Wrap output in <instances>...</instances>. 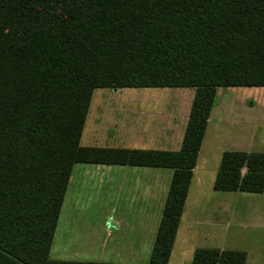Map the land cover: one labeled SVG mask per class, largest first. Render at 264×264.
Here are the masks:
<instances>
[{"label": "trees", "instance_id": "obj_1", "mask_svg": "<svg viewBox=\"0 0 264 264\" xmlns=\"http://www.w3.org/2000/svg\"><path fill=\"white\" fill-rule=\"evenodd\" d=\"M142 87L194 89L178 150L80 143L95 89ZM218 87H264V0H0V264H128L49 257L77 163L173 170L145 263L167 264ZM213 189L262 193L264 152L224 151Z\"/></svg>", "mask_w": 264, "mask_h": 264}, {"label": "rangeland", "instance_id": "obj_2", "mask_svg": "<svg viewBox=\"0 0 264 264\" xmlns=\"http://www.w3.org/2000/svg\"><path fill=\"white\" fill-rule=\"evenodd\" d=\"M186 90L194 92L191 88H97L91 106L99 100L111 109L123 103L124 98L136 104L142 102L146 109L172 103L181 110L180 118L188 107ZM166 92L169 93L166 95ZM214 115L220 123L208 130L205 148L210 154L222 150L264 152V87H218L213 118ZM112 117L117 115L114 113ZM145 117L150 118L148 114ZM105 130L115 129L113 125L110 129L109 125ZM252 132L255 139H247ZM86 141L84 139L83 143ZM180 143L177 139V143L167 146L145 147L178 150ZM102 167L74 165L73 180L66 191L49 257L145 264L156 237L173 170L126 167L124 171H104L99 169ZM214 177L215 173L212 176L203 172L190 188L174 259L185 260L186 249L192 245L248 250L251 260L256 259L259 252L264 255V192L216 191L212 188ZM110 216L115 218L110 219ZM107 219L120 223L108 225ZM137 239L139 252L126 248Z\"/></svg>", "mask_w": 264, "mask_h": 264}, {"label": "crops", "instance_id": "obj_3", "mask_svg": "<svg viewBox=\"0 0 264 264\" xmlns=\"http://www.w3.org/2000/svg\"><path fill=\"white\" fill-rule=\"evenodd\" d=\"M163 88H168V87H163ZM183 89H189V88L184 87ZM186 91H188L186 92L188 93V97H187L188 100L186 102V105H188V107L186 108V114H184L183 117L180 118L179 116L181 115V110L176 108L172 103H166L165 106H162V104L160 106H152L151 108L146 109V105H144L142 102H140V104H136L133 103L131 100H127L124 98L123 103L118 104L117 106H114L113 108L110 109L108 108V106L102 105L99 100L92 107L91 106L92 99H91L84 128L82 131L80 143L84 146H94V147L96 146V147H114V148H130V149H148V150H170V149H165L166 147L164 148L161 147L162 149H155V148L151 149V148H146L145 146H155V147L161 145L167 146L170 144H174L175 141L177 143V139H179L180 142L182 143L183 134L189 117L190 107L194 97L193 91L190 90H186ZM168 93L169 92H166L165 94L167 95ZM212 111H213V106L211 108L210 115L207 119L204 136L201 142L200 149L198 151L196 165L193 168V173L188 187V193L184 203L183 211L185 207H187L189 191L190 188H192V184L194 183L195 179L199 178L200 180V176L203 174V172H209L210 175L212 176L215 173V177H216L220 159L222 153L224 152V150H222L218 152L215 151L214 154H210L211 152H208L206 150L207 148H205L206 147L205 142L209 138V132H208L209 127L218 126L219 125L218 123H220L215 119L217 118V115H214V118L212 117ZM114 113L117 115L116 118L112 117ZM147 114L150 116L149 119H146L145 117ZM110 118L111 121L108 122ZM109 125H110V129L113 125L115 130L114 131L109 130L107 132L105 129H107ZM101 128L103 129L102 132L100 130ZM247 137H248L247 139H252V140L255 139V136H253V132L251 133V136H247ZM84 139L87 140L85 143H83ZM82 164H91V163H82ZM92 165H97L99 167L103 166L102 168L99 169H102L104 171H115V170L124 171L126 167H143V166L114 165V164H92ZM145 168H159V167H145ZM72 172H73V168H72ZM215 177L213 179V183ZM72 180H73V174L71 173L69 183H71ZM213 183H212V188H213ZM146 187L152 188L148 186ZM111 218L114 219L115 217L110 216V219ZM110 219L106 220V223L108 225L114 222V221H110ZM181 221L182 220L180 219V223L176 231V236L172 245L170 257L167 264H191L194 250L197 248L195 245H192L188 249H186V258H184L185 260H183L182 262L174 259V254H175L174 252L179 238ZM119 223L120 221L115 219L114 224L118 225ZM126 248L133 249L134 252H139L141 250L138 239L136 240V242H132V244L126 246ZM214 248L222 249L221 247H214ZM232 249L239 250L238 248H232ZM245 252H246L245 264H264V255L262 254V252H259L260 253L259 256L256 259L253 258V260H251L252 254L250 253V251L245 250ZM150 253H149V257H150ZM130 264H140V263H130Z\"/></svg>", "mask_w": 264, "mask_h": 264}]
</instances>
